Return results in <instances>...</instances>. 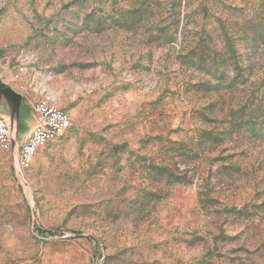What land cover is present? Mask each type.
I'll use <instances>...</instances> for the list:
<instances>
[{"label":"rangeland","instance_id":"rangeland-1","mask_svg":"<svg viewBox=\"0 0 264 264\" xmlns=\"http://www.w3.org/2000/svg\"><path fill=\"white\" fill-rule=\"evenodd\" d=\"M0 62L71 119L0 149V264H264V0H0Z\"/></svg>","mask_w":264,"mask_h":264},{"label":"built area","instance_id":"built-area-1","mask_svg":"<svg viewBox=\"0 0 264 264\" xmlns=\"http://www.w3.org/2000/svg\"><path fill=\"white\" fill-rule=\"evenodd\" d=\"M23 72V67L18 68L14 79L19 80V75ZM33 112L35 115L34 124L19 148L17 160L19 170H27L37 152L63 136L71 126L68 112L60 108L48 94L41 95L34 102ZM11 138L10 126L7 120L0 115V149L2 151L10 152L12 150Z\"/></svg>","mask_w":264,"mask_h":264},{"label":"crops","instance_id":"crops-1","mask_svg":"<svg viewBox=\"0 0 264 264\" xmlns=\"http://www.w3.org/2000/svg\"><path fill=\"white\" fill-rule=\"evenodd\" d=\"M16 74L17 70L13 71L9 66L0 62V115L7 120L10 129H12L14 133L15 144L11 153H17L18 156L19 148L25 141L34 124L35 115L33 112V104L41 95L47 93L38 85L36 87L30 86V88H27L29 80L26 77V72L20 74L19 80L17 81L14 79V75ZM20 86L23 87V91H19ZM52 98L55 100L54 97ZM26 127H28V129H24L23 140L19 142V130Z\"/></svg>","mask_w":264,"mask_h":264},{"label":"water","instance_id":"water-1","mask_svg":"<svg viewBox=\"0 0 264 264\" xmlns=\"http://www.w3.org/2000/svg\"><path fill=\"white\" fill-rule=\"evenodd\" d=\"M11 135H12L11 140H12V149H13L14 144H15V136H14V133L12 132V129H11Z\"/></svg>","mask_w":264,"mask_h":264}]
</instances>
